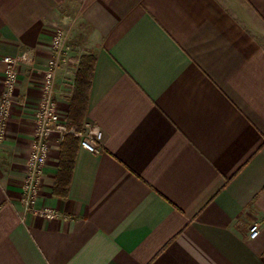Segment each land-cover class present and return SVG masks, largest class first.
Masks as SVG:
<instances>
[{"label":"crops","instance_id":"obj_1","mask_svg":"<svg viewBox=\"0 0 264 264\" xmlns=\"http://www.w3.org/2000/svg\"><path fill=\"white\" fill-rule=\"evenodd\" d=\"M57 28L58 108L92 56L86 120L104 139L79 145L60 196L52 138L38 204L63 216L48 220L22 181ZM25 52L0 142V264H264V0H0V100L4 58Z\"/></svg>","mask_w":264,"mask_h":264},{"label":"built area","instance_id":"obj_2","mask_svg":"<svg viewBox=\"0 0 264 264\" xmlns=\"http://www.w3.org/2000/svg\"><path fill=\"white\" fill-rule=\"evenodd\" d=\"M53 54L48 60L43 73L40 87V100L34 112V137L27 159L26 174L22 181V202L27 210L48 220H54L63 215L48 206H40L38 198L41 192L45 167L51 151V140L55 135L64 138L65 134L73 133L80 138L83 148L97 152L104 139L103 130L96 124L85 121L83 131L68 126V121L58 108L55 98L56 76L59 66L69 60L65 31L57 28L51 39ZM28 57L27 52L19 56H6L4 62V89L0 100V142L7 135L9 119L13 106L17 100L19 81V65ZM80 59L78 60L79 63ZM260 233V223L254 222L250 226V238H256Z\"/></svg>","mask_w":264,"mask_h":264},{"label":"trees","instance_id":"obj_3","mask_svg":"<svg viewBox=\"0 0 264 264\" xmlns=\"http://www.w3.org/2000/svg\"><path fill=\"white\" fill-rule=\"evenodd\" d=\"M94 58L84 55L80 58L79 67L74 79V90L67 114L68 126L77 131H83L89 106V94L94 72ZM80 145V138L73 133L65 134L60 144V159L54 194L66 196L73 172L76 153Z\"/></svg>","mask_w":264,"mask_h":264},{"label":"rangeland","instance_id":"obj_4","mask_svg":"<svg viewBox=\"0 0 264 264\" xmlns=\"http://www.w3.org/2000/svg\"><path fill=\"white\" fill-rule=\"evenodd\" d=\"M51 51H52V54H53L52 47H51ZM27 54H28V53H27ZM52 54H51V56H52ZM51 56H50V58H51ZM82 56H83V55H82ZM82 56H81V57H82ZM81 57H80V58H81ZM50 58H49V59H50ZM26 60H28V57H27ZM26 60H24V61H26ZM24 61H22L21 64L19 65V68H18L19 70H20V67H21V65L23 64ZM79 63H80V61H79ZM79 63H78V67H79ZM62 64H63V63H62ZM62 64H61V65H62ZM61 65H60V66H61ZM60 66H59V68H60ZM59 68H58V69H59ZM77 70H78V69H77ZM57 72H58V71H57ZM76 73H77V72H76ZM66 119H67V117H66Z\"/></svg>","mask_w":264,"mask_h":264}]
</instances>
